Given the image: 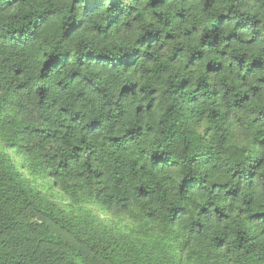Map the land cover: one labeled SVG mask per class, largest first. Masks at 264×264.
<instances>
[{"label":"trees","instance_id":"16d2710c","mask_svg":"<svg viewBox=\"0 0 264 264\" xmlns=\"http://www.w3.org/2000/svg\"><path fill=\"white\" fill-rule=\"evenodd\" d=\"M0 264H264V0H0Z\"/></svg>","mask_w":264,"mask_h":264},{"label":"rangeland","instance_id":"374dc122","mask_svg":"<svg viewBox=\"0 0 264 264\" xmlns=\"http://www.w3.org/2000/svg\"><path fill=\"white\" fill-rule=\"evenodd\" d=\"M8 152V151H7ZM11 160L16 164H20L21 157L18 155H11ZM28 179L33 180L37 183L38 188L42 191L44 197L46 200L51 201L53 205H58L60 207H66V200L63 198L62 194L60 192H57L56 190L48 189L47 186H44L41 181L35 180L34 177H30L28 174H26ZM87 209L90 211V213H93L97 218L95 219V224L98 226H104L105 230H97L99 234L106 238L108 236H118V235H126L129 236L130 232L133 230L135 231L136 224L128 220L126 217H114L106 214H102L95 208H89ZM36 222V220H35ZM132 239H136L138 237V234H133Z\"/></svg>","mask_w":264,"mask_h":264}]
</instances>
